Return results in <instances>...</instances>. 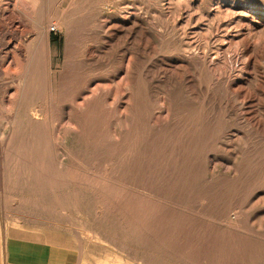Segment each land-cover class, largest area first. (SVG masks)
<instances>
[{
    "label": "rangeland",
    "instance_id": "1",
    "mask_svg": "<svg viewBox=\"0 0 264 264\" xmlns=\"http://www.w3.org/2000/svg\"><path fill=\"white\" fill-rule=\"evenodd\" d=\"M23 1L20 50L0 0V213L80 264H264V0Z\"/></svg>",
    "mask_w": 264,
    "mask_h": 264
},
{
    "label": "crops",
    "instance_id": "2",
    "mask_svg": "<svg viewBox=\"0 0 264 264\" xmlns=\"http://www.w3.org/2000/svg\"><path fill=\"white\" fill-rule=\"evenodd\" d=\"M6 213H0V264H80L81 248L74 239L51 240Z\"/></svg>",
    "mask_w": 264,
    "mask_h": 264
},
{
    "label": "bare ground",
    "instance_id": "3",
    "mask_svg": "<svg viewBox=\"0 0 264 264\" xmlns=\"http://www.w3.org/2000/svg\"><path fill=\"white\" fill-rule=\"evenodd\" d=\"M12 1L13 0H5L4 3L6 5L3 4L4 8L2 9L3 10L6 9V13L4 14V16H5L8 26L10 25L15 26L12 37L13 39H15V41H17L15 42V45H16L15 48L20 49L22 47V44L20 42L21 35H22L21 31H23L24 28L27 27V25L24 24L22 20L17 21V17L14 15V11L9 7V4ZM23 2L25 1L18 0V3L20 4ZM57 26H58L57 23H52L51 25H48V23L46 22H39L38 24L31 27V29L33 30L34 36H33L32 42L30 43L31 44L30 52L25 55L20 53V58L18 57V60H17L18 62L22 63L23 68L26 65L25 67L26 68L25 75L27 76L26 79L28 80V77L30 78V81L29 83H27V86L30 85V83L32 85L35 84L37 80H39L42 77L41 65L43 64V59L45 60V56L47 53V42L45 41V34L47 33L48 30H52V28L55 29ZM7 29L8 27H4L0 19V33L7 34ZM9 42H7L5 45H9ZM14 57H16V55H14ZM29 63H30V66H28ZM23 75H24V69L19 78L23 79ZM30 113H31L32 118H34L35 121L40 120L37 116V113L34 110H31Z\"/></svg>",
    "mask_w": 264,
    "mask_h": 264
}]
</instances>
